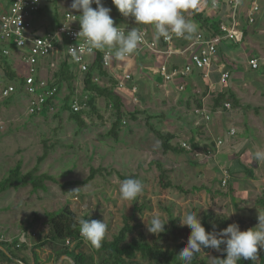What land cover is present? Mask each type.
<instances>
[{
  "label": "rangeland",
  "instance_id": "374dc122",
  "mask_svg": "<svg viewBox=\"0 0 264 264\" xmlns=\"http://www.w3.org/2000/svg\"><path fill=\"white\" fill-rule=\"evenodd\" d=\"M231 46V50H235V46ZM6 59L14 73L17 74L16 71L23 73L21 70H26L28 75L48 80L57 89L54 100L35 115L27 113L28 98L21 91L7 100L0 101V120L6 124L5 130L0 133V180L6 177L8 171L18 162L21 163V174H26L37 167L38 174L52 176L55 180L45 182L44 190L34 191L28 186L0 194V232L5 234L9 232L8 238L18 240L21 235L17 234L24 233L28 243L34 245L31 240L32 234L37 236L38 241L47 234L46 214L58 213L64 207L75 215L77 221L87 218L104 221L107 225L104 240L107 241L113 240L123 226V217L128 216L134 230L128 236L126 244L133 239L142 238L151 245H158L162 251L173 254H178L181 244H187L191 229L187 226L181 227L179 217L188 211L194 210L193 213L196 212L200 220L206 212L223 216L231 224H238L241 231L258 225L259 214L264 215L263 207L256 204L257 199L264 193L263 182L262 185L257 182L253 184L248 175L238 176L230 173L232 179L244 182L242 187L235 184L232 196L227 195L229 187H221V176L217 170L218 163H221L223 160L221 157L224 155L217 153L215 143L210 142V137L207 138L206 146L211 150V155L201 153L199 157L164 154L156 137L151 139L147 133L143 135V139L141 138V132L146 130V121L149 122L151 119L152 128L161 133L167 132L169 127L168 122L164 121L165 117H171L169 122L178 126L177 116L183 108L175 101V95L166 97L155 92L154 97L149 99L145 90L147 81L138 87L140 100L137 103L132 101L129 94L125 95L126 124H120V131L124 130L125 135L115 140L108 134L115 121L114 111L102 98L96 100V114L90 108L84 111L86 128L79 129L70 119V111L64 106L69 89L65 83H59L56 79L61 65L49 60L38 73V69L34 68L36 66L31 69L23 63L15 64L12 57ZM4 72V66L0 65V77L12 83L19 81L12 80ZM71 72L74 75L72 81L74 93L71 98L73 96L80 100L88 98L90 95L84 90L81 77L73 69ZM18 76L22 78L21 75ZM100 80L101 83L97 84L99 87H109L112 82H116L111 75ZM130 113H135L136 121L132 120ZM97 114L102 120H99ZM244 121L248 128L246 131L243 130L241 121L234 123V127L239 128L235 137L228 138L226 132L219 133L221 138L232 141L233 152L245 145L256 147L257 140L264 136V132H261V129L264 130V122H247V118ZM43 144L48 147V155L38 163V158L43 155ZM174 144L180 147V143ZM241 153V157L246 156L245 151ZM235 154L240 158V152ZM156 161L161 162L168 170L171 188L160 187L159 171L153 164ZM90 168H103L104 172L83 185L74 184L84 181L89 175ZM257 173L260 175L258 171ZM119 175L126 177L136 175L142 182L143 191L137 200L121 199L119 185L122 180ZM176 186L182 187L188 193H180L175 189ZM195 187L199 189L194 190ZM203 187L209 191L206 192ZM214 192H221L226 196L216 194L210 198V193ZM229 197H234L235 201H231ZM153 216H159L167 222L165 231L158 235L147 232L146 224L150 223ZM84 242L89 246L83 241L69 251L76 252L79 250L78 246ZM29 244L13 254L18 258L22 256L26 263L33 264L31 257L26 255L32 246ZM261 250L258 248L255 261L258 260ZM201 253L209 264H213L211 260L219 251L207 248L201 249ZM37 255L47 259L41 260L46 261L45 264H58L55 252L48 243L37 249ZM95 259L99 262L100 257L95 256ZM135 260L139 264H156V259L144 258L140 253L136 254ZM66 262L64 264H72L70 259ZM11 264L18 263L12 261ZM164 264L174 263L164 261Z\"/></svg>",
  "mask_w": 264,
  "mask_h": 264
},
{
  "label": "crops",
  "instance_id": "0c3cea01",
  "mask_svg": "<svg viewBox=\"0 0 264 264\" xmlns=\"http://www.w3.org/2000/svg\"><path fill=\"white\" fill-rule=\"evenodd\" d=\"M211 1L212 0H197V8L202 16L207 18L211 23L227 22L228 16H230V8L224 4H220L218 9L215 10L211 7ZM71 3L72 0H39L40 9L31 21L30 32L37 35H44L46 33L57 31L65 14L67 13H74L79 18L81 12L71 9ZM102 4L111 9L110 15L118 26L128 28L130 30L134 27H138L139 31L146 32L148 41L155 42V44H157L159 51H172V54L152 53L138 45L136 53L132 54L128 59L124 61L112 59L111 67L107 69L106 72L116 80V85L122 79L124 73L130 74L132 79L126 84L127 88L133 85L138 88L139 85H142L147 81L148 84H145V90L146 93H148L149 99L154 97L153 95L155 92L161 95L163 94L166 97L175 95V101H177L183 109L177 116L178 126L169 122V118L171 117L168 116L164 118V121H167L169 124L167 132L164 133L172 134L174 139L171 141V144L176 146L174 142L180 143V147H182L186 153L174 156L199 157L201 153H209V155H211V150L206 146L208 141L207 138L210 137V142L212 141L215 143V147L218 150L217 153H222L221 155H224L221 157L223 159L221 163H218L219 166L217 170L221 178L223 171H227L229 174L227 187H229L230 191L226 193L227 195L232 196L235 184L242 187V183L244 182V180L232 179L230 173L237 174L238 176L248 175L249 178L252 179L253 184L257 182L262 185V182H264V162H254L253 154L256 151H264L262 150V147L264 146V136L261 137L260 140H257L256 147H252L250 145L247 147L245 145L241 148L238 147L239 150L233 152L234 149L231 145L232 141L221 138L219 133L221 134L226 132L228 138H231L229 131L231 129H235L236 136L239 128H235L234 123L237 121H241L243 123V130L246 131L248 129L244 121L246 118L247 122H264V3L261 4V12L257 16L255 24L252 26L247 25L246 14L248 10V3H244V5L240 8L237 17L240 28L245 31L242 43L237 45L232 44L227 40L219 42L217 44V55L207 73L206 70L193 68L187 77L175 79L171 82H165L157 74L159 66L166 64L169 68H182L189 64L190 56L193 52H195L192 44L195 41L196 36L198 34L205 35L210 33L211 30L209 26L202 28L193 18L191 9L186 10L184 13L186 19L196 23L198 26L196 33L193 34L191 39L182 38L175 40L170 46H167L162 43L163 37H160L159 39L156 38V33L152 26L136 25L131 16L123 17L112 4V0H102ZM10 5L11 0H0V15L9 11ZM78 23H73V25H78ZM231 45L235 46V50H231ZM4 47L5 44L0 43V48ZM66 47L65 41L62 40V37H60L55 50L46 58L41 59L39 63L35 65L36 67H33L37 68V72L39 73L49 60L53 61L52 63L59 65H61L64 61L70 63ZM96 52L103 54L108 52V50L106 49L104 51ZM24 53H26L25 49H12L8 57H12V62L15 64H22V55H24ZM251 58H257L260 61V67L256 71H253L248 64V61ZM70 65L71 70L73 69L75 72V67L71 63ZM21 71L23 73H18V71L16 72L17 75H21L22 78L29 74L26 70ZM225 71L229 72V78L226 83L222 84L220 82L221 74ZM31 72L33 71L31 70ZM36 79H39V77ZM8 81L9 80L5 81L2 77H0L1 85L6 84ZM151 84L153 87H150ZM261 84L263 86H261ZM181 86H183L182 91L179 88ZM120 92L126 96L129 94L125 91ZM229 94L235 96L237 104L227 101ZM222 95H224V99L219 101V97ZM137 97L138 100H140L139 94H137ZM226 103L230 104L231 107L229 109L224 107V104ZM196 110H205L209 114L210 120L205 121L203 116L195 113ZM150 121H146V130L141 132L142 139L143 135L147 133L151 139L155 137L152 131H150L147 127V123L150 124ZM174 128H177V130H173ZM117 132L118 138L121 137V135H125L124 130L120 131V126L118 127ZM261 132H264V130L261 129ZM215 134L218 135L214 137ZM219 140L223 142L220 147L217 146V142ZM183 145H185V147H183ZM241 151H245V157H241ZM237 152H240V158L235 154ZM250 171L252 176L249 175ZM226 194L220 195L226 196ZM229 198L231 201H235L234 197ZM3 230L4 232H7L6 229ZM0 234H4L7 237L10 235L9 232L7 234L0 232ZM22 234L24 233H18L17 235L19 236ZM36 237L37 236L31 239L34 245L40 241H38ZM10 239L15 240L14 238ZM29 243V246H31V242ZM49 244L52 246L55 255H57L62 248L65 247L62 242H50ZM78 244H73L67 248L71 250L73 246H77ZM78 247L79 250L75 252L76 254L79 252L86 254L93 252V247L90 245L87 246L85 242ZM26 255H29V257H31V261H33L30 252ZM19 259H23L22 256ZM68 259L70 258L61 256L58 260V264H64V262ZM13 261L18 264H22L19 261Z\"/></svg>",
  "mask_w": 264,
  "mask_h": 264
},
{
  "label": "trees",
  "instance_id": "16d2710c",
  "mask_svg": "<svg viewBox=\"0 0 264 264\" xmlns=\"http://www.w3.org/2000/svg\"><path fill=\"white\" fill-rule=\"evenodd\" d=\"M193 18L195 21L200 24L202 28H206L209 26L210 30L215 34H218V27L220 23L210 22L207 18L203 17L198 8L191 9ZM245 34V31H244ZM7 57L2 55V50L0 48V65L4 66V73L6 76L11 78L12 80L22 81V78L18 76L16 73L10 69L9 64L7 63ZM98 76L99 78H108V74L106 69L103 67L102 63V54L96 52V58L94 63L91 65L89 71L81 77L82 85L86 93L90 96L87 98V106L96 114L95 103L99 98L104 99L109 105L112 107L114 111L115 121L112 124L111 130L108 133L112 138H118V127L120 124L125 121V112H124V94L120 92L117 88L115 82H112V85L109 87H99L97 84L92 82V78ZM74 75L71 72V65L68 62H62L60 66V71L56 74V79L59 83H65L67 88L69 89V94L65 98V108L70 111V119L74 121L79 129H84L87 127L83 116L84 111L75 113L71 110L69 106V102L71 100V96L74 93V88L72 87ZM18 81V82H19ZM224 99V95L219 97V101ZM228 100L231 103H236V98L234 95L229 94ZM52 101L49 100L45 107H47ZM130 117L133 121H136L135 113H130ZM99 120H102V117L98 114L96 115ZM147 127L152 131L154 136L160 141V147L163 150L164 154L172 153L173 155H181L185 154L186 151L182 147L173 146L171 141L174 139V136L169 133H161L152 128L150 124L147 123ZM48 147L43 144V155L38 158V163L42 162L46 156L48 155ZM155 164L156 169L159 171L158 179L159 185L162 189L171 188L172 184L169 181L168 170L164 168L161 162L156 161L153 162ZM21 163L18 162L16 166L10 169L3 179L0 180V194L5 193L11 189L19 190L28 186H31L34 191L44 190L45 182L50 181L54 182V178L52 176L46 174H38L37 167H34L31 171L26 174H21L20 168ZM104 172L103 168H90L88 177L82 182H74V184L83 185L95 178L97 175H101ZM249 175L252 176L251 171ZM119 178L123 181L127 178L137 179L136 175H131L130 177L119 175ZM176 190L180 193L187 194L188 191H185L182 187L176 186ZM199 188L195 187L194 190H198ZM202 189V188H201ZM207 192L209 189L203 187ZM215 194L220 195L221 192H214V194L210 193V198H213ZM256 204L263 207L264 210V193L260 198L257 199ZM194 212V210H193ZM89 220H95L92 218H87ZM130 218L128 216L123 217V226L118 231L117 235L111 241L104 240L102 241L101 247L93 248V254H86L83 252L75 253L70 252L67 247L62 248V250L55 255L56 261L59 260L61 256L69 257L71 259L72 264H139L136 262V254L140 253L142 257L148 258L152 257L156 259V264H164L165 263H174V264H183L179 259L180 251L186 246L185 244H181L179 246L178 254H173L172 252L162 251L158 245H151L146 242L144 239H133L126 244V240L130 234H132L134 230V226L130 223ZM201 222L205 227L206 232H216L218 233L220 230L228 227L231 223L229 220L223 216H218L210 212H206L202 218ZM46 225L48 227V232L46 236L40 240L37 244L32 245L29 250L32 254L33 264H45L46 261H42V259H46L37 255V249L45 246L50 242H62L64 243L66 239H69L73 242L80 241V228L75 215L72 214L66 207L61 209V211L47 213L46 214ZM29 227H32L29 225ZM18 240H13L11 243H2L0 244V264H11L13 260L19 261L22 264H26L23 259H19L13 253L22 248H26V245H21L17 247ZM225 245H221V249H224ZM207 249V248H202ZM95 256H99V262H96ZM226 252L219 251V254L215 255L213 259H225ZM47 260V259H46ZM191 264H209L204 258L201 252L195 254L194 259ZM237 264H264V249H262L258 255V260H245L241 258V260L237 261Z\"/></svg>",
  "mask_w": 264,
  "mask_h": 264
},
{
  "label": "built area",
  "instance_id": "2783aa9c",
  "mask_svg": "<svg viewBox=\"0 0 264 264\" xmlns=\"http://www.w3.org/2000/svg\"><path fill=\"white\" fill-rule=\"evenodd\" d=\"M244 3H248V10L246 14L247 25L252 26L255 24L256 18L261 12V4L264 3V0H212L211 7L215 10L218 9L220 4H224L230 8V16H228L227 22H220L219 24V33L215 34L211 31L205 35L198 34L192 44L195 52L191 54L189 64L182 68H169L166 64H163L159 66L157 74L165 82H171L175 79L187 77L193 68L198 70H206L207 73L217 55V44L219 42L222 40H227L232 44L239 45L242 43L244 39V30L240 28L237 17L239 10L244 5ZM92 7L95 9L96 4L93 3ZM39 9V0L38 2H34V0H11L9 11L0 15V43L5 44V47L1 48L2 55L8 57L12 49H25L26 53L22 55V62L28 67H33L37 65L41 59L46 58L55 50L60 37H62V40L65 41L67 46V55L69 57L70 63L75 67V73L79 77L84 76L95 61L96 50L89 51L83 41V38L77 37V33L80 31L78 16L74 13H67L65 14L64 19L57 31L46 33L44 35H37L31 33L30 30L31 21L38 13ZM73 23H78V25H73ZM121 28L123 29L124 27ZM128 30L130 29L125 28V31ZM140 33L141 41L138 45H140L142 48L147 49L152 53L172 54V51L170 50L165 52L159 51V48L155 42L148 41L146 32L140 31ZM179 39L182 38H176L174 36L170 40H165L162 38V43L164 45L170 46L173 41ZM70 47H75L82 53L79 62L73 61L70 57ZM106 53L107 52L102 54V63L104 69H109L112 64V59H106ZM248 64L253 71L258 70L260 67V61L257 58L249 59ZM228 78L229 72H222L220 82L224 84L227 82ZM131 79L132 76L130 74L124 73L122 79L117 83V88L119 91H125L129 93L132 97V101L137 103L138 88L134 85L127 88L126 85L131 81ZM99 80L100 79L98 76L92 78V82L95 84H98ZM179 88L181 91L183 90V86ZM20 91L28 98L27 113L29 115L40 113L49 100H54L57 93L56 87L48 80L36 79L33 75H26L22 78L21 82L19 81L12 83L8 81L4 85L0 84V101L7 100ZM86 102L87 97H85L84 100H80L73 96L69 102V106L73 112L78 113L87 110L88 106ZM224 107L229 109L231 106L229 103H226L224 104ZM195 113L197 115L203 116L205 121L210 120V116L205 110H196ZM122 123L125 124L124 121ZM5 128V122L0 120V133L3 132ZM235 134V129H231L229 131V135L231 137L235 136ZM222 143L223 142L219 140L217 142V146L220 147ZM183 147H185V145H183ZM228 181L229 174L227 171H223L221 187L227 188ZM75 200L77 199L75 198ZM33 237H35V235H33ZM12 241L13 239L8 238L4 234H0V244L11 243ZM81 241H84L81 235L79 242H73L69 239H66L64 246L70 247L73 244L80 243ZM18 242L19 243L17 247L29 244L25 234H22L19 237Z\"/></svg>",
  "mask_w": 264,
  "mask_h": 264
},
{
  "label": "clouds",
  "instance_id": "9594fccd",
  "mask_svg": "<svg viewBox=\"0 0 264 264\" xmlns=\"http://www.w3.org/2000/svg\"><path fill=\"white\" fill-rule=\"evenodd\" d=\"M38 2V0H34ZM96 4V8L92 4ZM123 17L131 16L136 25H150L154 28L156 38L170 40L174 37L191 39L197 31V24L186 19V10L198 7L197 0H112ZM71 9L81 12L79 15L80 31L77 37L83 38L89 51H104L106 59L124 61L136 53L141 41L138 27L125 31L115 24L110 15L111 9L102 4V0H72ZM70 57L79 62L82 53L70 47ZM254 162H264V151L253 154ZM143 191V184L134 178L124 179L119 185L122 200L135 201ZM180 218L181 227H189L191 232L186 246L180 251L179 259L183 264H191L196 253L202 248H212L226 252L225 259H212L213 264H237L241 258L255 260L258 248L264 249V215L258 216V225L241 231L238 224L233 223L216 232H206L196 212L188 211ZM80 235L91 247H101L107 231L104 221L80 219L78 221ZM159 216H153L147 226V232L159 234L165 231V224ZM221 245H225L221 249Z\"/></svg>",
  "mask_w": 264,
  "mask_h": 264
}]
</instances>
